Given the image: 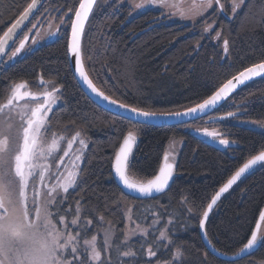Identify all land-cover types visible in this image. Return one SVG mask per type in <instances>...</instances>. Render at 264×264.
I'll list each match as a JSON object with an SVG mask.
<instances>
[{"label": "trees", "instance_id": "obj_1", "mask_svg": "<svg viewBox=\"0 0 264 264\" xmlns=\"http://www.w3.org/2000/svg\"><path fill=\"white\" fill-rule=\"evenodd\" d=\"M29 2L0 0V35ZM78 4L79 0H46L19 38L43 15L60 22L71 8L73 18ZM221 4L223 11L215 8L207 18L187 24L169 21L149 6L131 17L130 6L98 0L82 46L90 77L113 98L147 111H177L199 103L245 67L264 60V0H245L235 14L232 0H221ZM208 23L214 24V30L205 33ZM70 27L66 17L58 36L0 66V99L12 83L40 76L56 80L64 89L58 120L80 130L90 142L77 190L82 218L92 220L91 234L95 228L102 230L101 216L116 229L111 250L102 249L104 264H164L177 247L183 257L176 264H264V240L249 256L226 260L208 250L198 223L211 195L264 145V130L241 124L264 122V78L244 86L204 118L172 126L137 124L102 109L81 89L68 56ZM217 32L221 36L216 41ZM225 38L228 53L223 51ZM228 112L237 115L218 118ZM204 128L218 130L233 145L221 148L209 142L197 134L196 129ZM129 130L137 135L129 174L138 181L153 178L172 139L182 141L165 192L139 199L116 182L114 151ZM263 208L264 163L219 200L206 223L209 240L220 252L237 253L250 238ZM161 230L169 239L160 238ZM150 246L155 257L147 256ZM125 251L136 255L124 257Z\"/></svg>", "mask_w": 264, "mask_h": 264}, {"label": "snow or ice", "instance_id": "obj_2", "mask_svg": "<svg viewBox=\"0 0 264 264\" xmlns=\"http://www.w3.org/2000/svg\"><path fill=\"white\" fill-rule=\"evenodd\" d=\"M96 3L97 0H79V4L74 10V18L69 16V13H72L73 9L69 8L64 12L63 17H68L71 26V38L67 43V49L69 53L73 54L76 76L97 97L108 102L110 105L123 109L124 112L120 113L122 119L129 120L130 122L134 121L137 124H144L149 118L157 115L182 116L204 112L209 107L214 108L218 106L219 102L229 98L240 85L256 77H264V60H261L259 63L245 67L238 75L228 79L218 90L204 99L202 103L187 108L183 112L145 111L140 107L120 103L112 99V97L105 95L103 91H100L96 87L85 67L81 38L84 33L85 24L89 21ZM244 3L245 0H232L231 7L233 14ZM37 4L38 0H30L19 18L0 35V54L7 55L6 48L14 47V51L8 57L9 60L21 53L30 39L33 44L37 42L35 38L25 34L23 38L19 39L18 46H15V37L19 35L25 21L30 22V16L33 10L37 8ZM214 4L219 6L220 11H223L221 0H192L191 5L186 10L181 9L179 11V16L180 18L195 19L198 16H202L209 9H212ZM130 6L134 10L143 9L146 6H156L161 11L166 8L171 9L176 7L170 0H140L139 3H133ZM170 14L175 15V13ZM63 17L60 19L57 30L49 33L50 35H57L59 33L60 27L65 23ZM35 27L36 25L33 24L32 28L34 29ZM212 28L213 25H208L204 29V32L209 33ZM29 32H31V29H29ZM220 36L221 33L217 32L216 38L219 39ZM10 41H13V43L10 44ZM223 51L225 53L229 51V40L227 38L223 40ZM39 83L43 86L47 82L41 77ZM26 87L27 81L12 85L6 103L0 105V113H3L6 108L11 110L14 101L25 97L39 99L33 93L23 91ZM58 94H62L61 88L53 86L51 91H45L42 94V103L37 104L36 107L31 109L25 106V109L22 110V121L23 117L27 116L26 126L22 123V143L19 140L15 143L13 142V124L8 119H0V264H104L102 249L103 251H107L112 247L111 238L113 234L110 231V223L109 228L104 230L101 249V246H98L96 234H93L90 238H85L89 226L92 225V220L81 222L79 202H77L74 210L69 209V213L75 212V216L70 221V224L78 229L75 232L69 227L67 216L61 215L58 210V206L63 203L60 191L62 190L64 194H67L70 189H73L77 185L80 169L76 166L75 162L72 165L74 170H68L66 175L63 173L53 174L56 182L46 192L41 193L36 188L34 170L37 165L33 161L38 156L51 155L58 148L59 141L65 139L64 137L57 139L54 135L52 142L47 147L38 143L42 129L45 131L50 130L45 128V125L48 114L53 112V106L57 103ZM29 112L30 115H28ZM124 113H128V115H124ZM236 115L235 112H228L225 117H221L220 119L231 118ZM137 117H143L144 119L137 120ZM196 131L201 132L208 138L218 140L220 145L229 146L232 143L228 139L222 138L221 133L218 131H209L207 128L196 129ZM16 135L19 137L20 132L18 131ZM75 142H78L81 146H85V141L81 138L80 132H76L72 136V139L67 141L68 148L72 149ZM136 143V133L129 130L123 136L119 147L114 151L112 168L115 175L129 191L145 195L164 191L174 174L175 165L171 162L174 158L170 157V154L166 152L163 162L159 165L158 171L152 179L148 180L147 183L130 182L126 172L134 167L131 157ZM68 155L69 152L65 151L64 157H61L59 163L56 165L57 170H59L65 157ZM80 159V155L75 156V160L78 161ZM261 162H264V145H261L260 150L256 154L251 155L242 166L238 167L227 178L226 182L219 187V190L215 191L214 195H211L210 202L198 221L201 230L205 229L210 212L214 209V206H216L222 195L227 193L242 176L249 173L254 166ZM30 181L31 199H29ZM39 181L41 183L45 181L43 171L39 174ZM53 209L57 210L53 211ZM103 219V216L99 217L100 222H103ZM129 220H131V217H129ZM260 222H264V209L259 210V220L256 222L255 230L251 231L250 238L243 244L241 252L253 249L258 241L264 240V234L259 232ZM137 227L139 226L137 225ZM143 234H148L147 229L143 231ZM202 235L207 238L206 231H202ZM160 238L162 240L169 239L165 230L160 231ZM169 242L171 243V241ZM209 243L211 244V241ZM135 255V252L132 251L122 253L124 257H134ZM147 256H156V252L152 250L151 246L147 250ZM182 257L183 252L181 248L177 247L172 254L171 260L165 261L164 264H176V262L181 261Z\"/></svg>", "mask_w": 264, "mask_h": 264}, {"label": "flooded vegetation", "instance_id": "obj_3", "mask_svg": "<svg viewBox=\"0 0 264 264\" xmlns=\"http://www.w3.org/2000/svg\"><path fill=\"white\" fill-rule=\"evenodd\" d=\"M59 33H60V30H59ZM59 33H58V35H59ZM58 35H51L48 38L47 42L53 36L56 37ZM38 47H40V46H37L36 48H38ZM32 51H29L28 53H30ZM27 54H25V55H27ZM25 55H23L21 57H18V58H15V59H13L10 62L5 58L6 61L4 60V62L8 66L10 63L15 62L17 59H20V58L24 57ZM46 80H50V79H46ZM22 81H27V86L29 85V87H30V86H32V84H30V82H33V81H36V80H33V81L20 80V81L12 83V85H14L15 83H18V82H22ZM50 82L55 84L57 87L61 88L62 94H58L59 95V99L57 100L56 105L53 106V112H50L48 114V119L46 121L45 128L50 129V130L45 131L44 129H42V131H41V133L39 135L38 143L41 144L44 147H47V145H49L52 142V139L54 138V135H55V138H57V139H59L60 137H64L65 139L59 141L58 148L51 155L38 156L33 161V163H35L37 165V167L34 170V175H35V179H36V188L41 193L46 192L56 182L55 181V176L53 175L54 173L55 174L63 173V174L66 175V172L68 170H74L72 168V165H73V162L76 161L75 160V156L79 155V149H80L79 148V143L75 142L73 147H72V149H69L67 141L71 140L72 136L76 132H80L81 133V137H83L85 140L88 139L80 130L76 129L75 127H73L71 125H66L65 126V125H63V123H61L58 120L59 110L63 107L64 102H65V98H64L65 91H64V89L61 86H59V84L57 83L56 80L52 79V80H50ZM11 86H10L9 89L7 87L6 96H4V97H2L0 99V105H3V104L6 103L7 98L10 95ZM28 91L33 93L35 96L39 97V99H33L32 97H30L33 100V103L30 104V106H29L30 109L36 107L37 104L43 102L41 97H42V94L45 91L41 92V93H39L38 91L35 92L36 90L33 89V88H30V90H28ZM26 98H28V97H25V98H23L21 100L14 101V104L11 107V111L15 112L16 115H17L18 113L16 111H17V109L20 110V107H16V106H18L20 103H22ZM9 113L10 112H8V108L4 109V112L0 113V119H8L10 123H12V119H13L16 123H18V115H17V117H15V116H11V113L10 114ZM19 113H21V111H19ZM28 115H30V112L28 113ZM26 119H27V116H24L23 117V122H22L24 126H26ZM22 123L17 128V132L18 131L20 132V136L19 137H17L16 131L15 132L13 131V142L14 143L17 142L18 139H19V142L22 143ZM87 149H88V147L86 148V151H87ZM65 151H68L69 155L67 157H65V159L63 161V164L60 166L59 170H57L56 165H57V163H59L60 158L64 157ZM83 161L80 164V171H79V175L78 176H80L81 169H82L83 163H84ZM42 171H43V173L45 175V181L43 183H41L39 181V174ZM78 179H79V177H78ZM77 190H78V180H77V185L73 189H70L69 193L64 194L62 192V190L60 191V196L63 197V203L58 206V210H59L61 215H66L68 217L69 208L72 209V208L76 207L77 202H79L78 201ZM31 197H32V191H31V181H30L29 199H31ZM55 210H57V209H53V211H55Z\"/></svg>", "mask_w": 264, "mask_h": 264}, {"label": "rangeland", "instance_id": "obj_4", "mask_svg": "<svg viewBox=\"0 0 264 264\" xmlns=\"http://www.w3.org/2000/svg\"><path fill=\"white\" fill-rule=\"evenodd\" d=\"M118 2V5L122 6V5H128L130 6L131 4L133 3H139L140 0H116ZM170 2L172 4H174L176 7L174 8H171V9H164L163 11H161L158 7L156 6H149V7H152L158 11L161 12V14L169 21H178V22H184V23H187V24H194L202 19H205L207 18L214 10L215 8H219L218 5H215L213 6L212 9H209L207 12H205L202 16H198L196 17L195 19H190V18H180L179 16V11L181 9H184L186 10L190 5H191V2L192 0H170ZM131 17H133L134 15H137L138 13H140L143 9H139V10H134L133 7H131ZM170 13H175V15L173 14H170ZM46 14V13H45ZM64 20L66 22V17H64ZM34 24L36 25V27L33 29L32 26H31V32H29V30L26 31L25 34H28L30 35V37H33L36 39V43L33 44L31 39L26 43V47L24 50L21 51V53H19L15 58H18V57H21L25 54H27L29 51H32L34 50L37 46H41L43 44H45L48 40V38L51 36L49 33H52V32H55L57 30V26L60 24V22H58V19L57 17H51V16H46L43 15L42 17L39 18L38 21L34 22ZM65 24V23H64ZM63 24V25H64ZM207 25H213L214 24H207ZM62 26L60 27V30H61ZM214 30V27L210 30L212 31ZM23 34V35H25ZM23 35L21 36V38H23ZM58 35V34H57ZM19 38V39H21ZM19 39H18V42H19ZM215 40L217 41L218 39L216 38L215 36ZM18 42H17V46H18ZM14 51V47L12 48V50L9 52L8 54V57L11 55V52ZM13 58V59H15ZM13 59L9 60V58H7V60L10 62L12 61ZM41 79V76L38 77V79L36 81H33V82H30V84H32V86L29 87V85L24 89V91H28L30 90V88H33L35 89L36 91L35 92H44V91H51L52 87L55 85L53 83L50 82V80H46V78H43V80L47 83H45L43 86L39 83ZM34 83V84H33ZM56 86V85H55ZM57 87V86H56ZM42 101H43V97H41ZM58 99H59V95H58ZM33 103V100L32 98L28 97L26 98L22 103H20L18 106L16 107H20V110L17 109V115H18V123H16L13 119H12V124H13V131L17 133V128L20 126V124L23 122L22 119H21V113H22V110L25 109V106H27L28 109H30V104ZM19 111H21V113H19ZM8 112L11 113V116H15L17 117L16 113L9 110L8 109ZM9 113V114H10ZM226 116V115H224ZM221 117H223V115L219 116L218 118L220 119ZM241 124H245V125H248L252 128H255V129H259V130H264V122H260V121H242ZM209 131H213L214 129H208ZM215 131H218V130H215ZM219 132V131H218ZM197 134L201 135L204 139H207V140H212V141H216L217 143H214V144H217L219 145L221 148H228L230 145H233V141H231L232 143L229 145V146H223V145H220L218 140H213L212 138H208L206 136H204L201 132H197ZM83 138V137H81ZM223 138V137H222ZM84 139V138H83ZM226 139V138H225ZM19 140V139H18ZM85 141V146H81L79 144V155L81 156V159L80 160H76L75 161V164L76 166L80 169V164L82 163V161L84 160L85 158V152H86V148L89 147V140L88 139H84ZM182 147V141L180 140H177V139H172L170 142H169V154H170V157H173L174 159H172V161H176V158H177V154L179 153L180 149ZM84 162V161H83ZM79 179H78V182L80 180V177H81V173H80V176H78ZM77 206V204H76ZM80 207V206H79ZM76 208V207H75ZM75 208H72L73 210ZM70 209V208H69ZM80 217H81V222H83V218H82V209L80 208ZM56 211V210H55ZM68 213H69V210H68ZM75 216V212L72 211L71 213L68 214V217H67V221L69 222V227L71 228V230L73 232L77 231L78 229L75 227V226H72L70 224V221L71 219ZM99 223L101 225H103V228L102 230H99L97 228L94 229V234L97 235V243H98V246H101V249H102V241H103V236H104V230L105 229H108L109 228V222H100ZM111 225V223H110ZM92 228V225L89 226L88 228V231L87 233L85 234V238H90L93 234L89 233V230ZM110 231L111 233L113 234L112 235V247L114 245V241L116 240L117 238V234H116V229L111 225V228H110ZM262 232H264V226H263V229H262ZM111 247V248H112ZM111 248L109 250H111ZM108 250V251H109ZM102 257H103V251H102Z\"/></svg>", "mask_w": 264, "mask_h": 264}, {"label": "water", "instance_id": "obj_5", "mask_svg": "<svg viewBox=\"0 0 264 264\" xmlns=\"http://www.w3.org/2000/svg\"><path fill=\"white\" fill-rule=\"evenodd\" d=\"M45 1L46 0H38V4H37V8L36 9H34L33 10V13L31 14V16H30V22H31V20L33 19V17L35 16V14L37 13V11L40 9V7L45 3ZM98 1V0H97ZM96 6V5H95ZM95 6H94V8H95ZM94 10V9H93ZM21 14V13H20ZM20 14L14 19V21L12 22V23H14L18 18H19V16H20ZM91 16V15H90ZM73 18H74V16H73ZM90 19V18H89ZM29 21H25V24L22 26V30L19 32V35L18 36H16L15 37V42L17 41V39L19 38V36L21 35V33L23 32V30L27 27V25L30 23ZM11 23V24H12ZM11 24L8 26V27H10L11 26ZM87 24H88V22H86V24H85V29H84V33H85V30H86V27H87ZM7 27V28H8ZM7 28L5 29V30H7ZM84 33H83V35H82V38H81V44H82V46H83V37H84ZM3 34V33H2ZM15 35V34H14ZM70 38H71V27H70V32H69V39H68V41L70 40ZM10 44H12L13 43V41H10L9 42ZM11 49H12V47H8V48H6V51H7V55L9 54V52L11 51ZM83 51V50H82ZM7 55H4V54H0V66L2 65V63L4 62V60H5V58L7 57ZM68 56H69V61H70V65H71V68H72V71H73V73H74V76H75V78H76V80H77V82H78V84L81 86V89L84 91V93L95 103V104H97L99 107H101L102 109H104V110H106V111H108V112H110V113H112V114H114V115H116V116H119V117H121V115H120V113H123L124 112V110L123 109H121V108H119V107H117V106H115V105H110L108 102H106V101H103L101 98H99V97H97L94 93H92L91 91H90V89L79 79V77L78 76H76V74H75V72H74V66H75V62H74V59H73V54H71V53H69L68 52ZM259 63V62H258ZM86 67V66H85ZM87 70V69H86ZM242 71V70H241ZM239 73V72H238ZM238 73H236L235 75H238ZM89 74V73H88ZM235 75H233V76H235ZM232 76V77H233ZM89 77H90V75H89ZM232 77H230V78H232ZM91 78V77H90ZM229 78V79H230ZM261 78H264V77H256V78H254V79H252V80H250V81H248V82H246L245 84H242V85H240L237 89H235V91L230 95V97L232 96V95H234L237 91H239L241 88H243L244 86H246V85H248V84H250V83H252V82H254V81H256V80H258V79H261ZM92 79V78H91ZM227 81V80H226ZM225 81V82H226ZM224 82V83H225ZM93 83L96 85V87L98 88V89H100V91H103L94 81H93ZM223 85V84H222ZM221 85V86H222ZM216 90H218V89H216ZM215 90V91H216ZM214 91V92H215ZM104 92V91H103ZM105 93V95H108V96H110L109 94H107L106 92H104ZM213 94V93H212ZM212 94H210V95H212ZM209 95V96H210ZM110 97H112V96H110ZM229 97V98H230ZM229 98H227L226 100H223V101H221V102H219V104H218V106H216V107H209L208 109H206L204 112H197V113H195V114H192V115H182V116H160V115H157V116H155V117H152V118H149L148 119V121L146 122V123H144L145 125H152V126H172V125H182V124H187V123H190V122H192V121H195V120H198V119H201V118H204V117H206V116H208V115H210V114H212L213 112H215L218 108H220ZM112 99H114V100H117V99H115V98H113L112 97ZM206 99V98H205ZM117 101H119V100H117ZM120 103H124V102H121V101H119ZM203 102V100L202 101H200L199 103H202ZM198 104V103H197ZM196 105V104H195ZM195 105H192V106H190V107H187V108H191V107H194ZM187 108H185V109H182V110H177V111H170V112H183L184 110H186ZM145 111H147V110H145ZM124 115H128V113H124ZM137 120H143L144 118L143 117H137L136 118ZM132 122H134V121H132ZM199 135V134H198ZM199 136H201V135H199ZM202 137V136H201ZM209 142H211V143H217L216 141H212V140H208ZM218 144V143H217ZM216 144V145H217ZM217 146H219V145H217ZM136 147H137V143H136V145L134 146V149H133V153H132V157H131V159L133 158V155H134V152H135V149H136ZM220 147V146H219ZM166 152L167 153H169V146H168V149L166 150ZM177 157H178V154H177ZM176 161H177V158H176ZM176 161H171V162H173L174 163V165H175V167H176ZM262 163H264V162H261V163H259V164H257L256 166H254L253 167V169H251L250 171H249V173H246L244 176H242L241 177V179L242 178H244L246 175H248V174H250L253 170H255L259 165H261ZM174 173H175V168H174ZM126 174H127V176H128V178H129V180H130V182H134V183H147V181L146 182H143V181H138V180H135L133 177H131L130 176V174H129V170H127V172H126ZM113 175H114V178H115V180H116V182L119 184V186L126 192V193H128V194H130L131 196H133V197H135V198H139V199H143V198H150V197H154V196H156V195H159V194H161V193H163V192H165L166 190H167V188L169 187V185H170V182H171V180L169 181V185H168V187L164 190V191H162V192H153V193H151V194H147V195H145V194H140V193H138V192H135V191H129L128 189H126L124 186H123V184H122V182L119 180V178L115 175V173H114V169H113ZM173 176H174V174H173ZM173 178V177H172ZM152 179V178H151ZM240 179V180H241ZM239 180V181H240ZM238 181V182H239ZM237 182V183H238ZM236 183V184H237ZM235 184V185H236ZM235 185H233V187L235 186ZM232 187V188H233ZM231 188V189H232ZM230 189V190H231ZM229 190V191H230ZM228 191V192H229ZM227 192V193H228ZM227 193H224L223 195H222V197L225 195V194H227ZM221 197V198H222ZM219 202V201H218ZM217 202V203H218ZM217 205V204H216ZM216 206H214V208H215ZM264 209V208H263ZM214 210V209H213ZM213 210L210 212V215H211V213L213 212ZM210 215H209V217H210ZM209 219V218H208ZM258 220H259V218H258ZM208 221V220H207ZM207 221H206V223H207ZM262 226H263V222H260V229H259V232L261 231V228H262ZM256 227V226H255ZM255 230V229H254ZM202 231H206V225H205V229L204 230H201L200 229V232H201V236H202V238H203V240H204V242H205V244H206V246H207V248H208V250L210 251V252H212L213 254H215L216 256H218V257H220V258H223V259H226V260H230V261H236V260H240V259H243V258H245V257H247V256H249L250 254H252L253 252H255L257 249H258V247L260 246V241H258V243H257V245L253 248V249H251V250H247V251H245V252H241V249L237 252V253H235V254H226V253H223V252H220L216 247H214V245L211 243H209V238H208V236H207V238H205L203 235H202Z\"/></svg>", "mask_w": 264, "mask_h": 264}]
</instances>
